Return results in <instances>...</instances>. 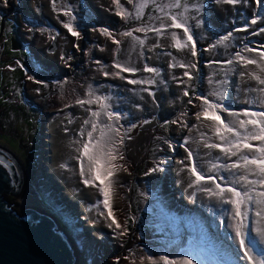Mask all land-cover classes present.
<instances>
[{"label": "rangeland", "instance_id": "obj_1", "mask_svg": "<svg viewBox=\"0 0 264 264\" xmlns=\"http://www.w3.org/2000/svg\"><path fill=\"white\" fill-rule=\"evenodd\" d=\"M218 3L224 5L227 4L225 0H217ZM73 6V2L71 3ZM129 3L127 0H120V5L114 0H111V8L107 7V16L99 21L95 12L91 9L90 13L86 16L80 13L81 17L78 23H73L72 26L75 31L79 32V43L75 46H71V41L59 31V41H62L61 54H60V65L59 73L53 70L54 63L52 60L45 55L40 58L47 62V67L49 70H53V78L59 76V90H56L53 95L48 99L50 103L49 107H45L42 110L36 109L29 103H25V112L20 114L14 108L15 105H20V101L14 97V99L8 104L9 107V119L12 116L19 117L25 128L20 130V127L16 122H13L9 127L10 131L16 132V145L17 154H21L30 168L34 172L37 168V151L38 157L42 160V151H44V139L47 133L42 132L40 134L41 142L37 147V138L40 133V125L43 119L50 114L51 119L49 121L58 120L60 117L71 111V107L77 103L78 100L86 99L88 97L87 93L89 88L92 90V99L95 100L99 97L103 91V102L101 104L107 103L108 108H101V105L93 110L99 111L101 115L99 118H93L91 113L89 115L85 114L82 109H78L69 123L65 128L67 132L63 129V135L66 136L68 133L73 132H85L86 126H88L89 131H91V124H85V120H96L98 124L102 127L104 124H112L120 129L119 135L109 133L110 136L116 138L115 147L118 150L119 156L122 159H117L112 163L120 165L115 174L112 177L105 178L104 170H101V179L94 182L95 186L99 189L101 197L97 199L94 203H85L77 206L78 211L80 209H86L85 218L95 213V210H99V213H104L101 215L102 222L106 224L105 228L98 231V236L95 239L98 241L84 240V246L93 250V248L98 249L106 253V258L111 260L113 254H115L113 247L120 246L123 242V236L120 235V231H127V217L131 212L129 209L131 207V199L125 194L131 190L135 185L139 188L141 192L146 195V202L149 212L152 211V201L154 200L153 194L158 192L164 197L163 192L165 190V181L167 180V172L170 171L169 168L174 164V159L177 158L181 146L184 145L181 142V137L185 136L187 131L194 134L195 138H199L202 142L207 144H221L224 145V141H221L217 136L214 128V122L211 120L204 119L201 117L197 118V113L201 112L203 100L199 97L207 96L211 101L215 103H221L224 105L228 111L217 110L220 117L234 127L237 130L243 132V129H239L237 123V117L229 115V112L239 113V119H248L243 115L244 110L249 112H254L252 105L250 104V96L254 91H260L264 88V85L257 88L259 85L258 81L254 78L255 76H261L264 72V59L258 60L256 54H259L262 58L264 54V0H260L258 4L256 0H238L237 3L233 4L237 7L234 9L230 19L220 20V15L218 11L215 13L212 10V0H207L205 6H201V12L194 18L192 25H189V31L195 41V51L196 55L190 54V58L183 61L184 65H194L193 67H186V72L190 73L189 76H184L183 81V102L172 117L165 119H160L156 122L149 132L143 133V129L146 125L152 124L155 121V116L146 117L144 116V111L147 106L151 105L149 98L147 97V89H145L144 84H148L150 87H159V74L154 72L155 76L151 79L144 76L137 65V59L140 58L142 54V49L146 47L149 43L150 38L153 36L155 31L149 30L144 31H134L138 28H160L163 35L157 34L160 38L164 35H171L176 33L181 41L187 40V34L183 30L178 29H167L169 16L164 17L161 20L156 21L153 17L146 14L140 19H136V9L133 7H127ZM229 4V3H228ZM85 8V7H84ZM127 11L131 13L130 17H125L119 13L121 11ZM118 17H116V16ZM255 19L256 23L253 24L251 21ZM202 21V22H201ZM64 24H68L62 21ZM125 25L126 29L123 31V27L119 31V27ZM104 30H107L110 35H106ZM125 32H133L132 36L122 35ZM82 33L86 34L85 39L82 38ZM231 34V35H229ZM49 39L52 37L51 31L48 33ZM143 40L144 43L140 44L136 38ZM227 37V39H225ZM120 41L119 44L115 41ZM192 42H189L191 44ZM68 49V47H70ZM189 49V48H184ZM248 49H252L249 51ZM112 50V56L108 59L107 53ZM236 53H240L241 56L246 59H251L257 61L255 64H245L240 61ZM226 61H232L231 63H226ZM116 63L129 68L136 69L134 72H123L115 67ZM178 64L177 61H173V65ZM15 70L19 67L16 64L14 66ZM156 69V68H155ZM107 72L108 76L120 77L124 81L128 82L125 85L121 83L109 84L108 80L101 78V76ZM116 73H119L117 75ZM223 74V75H222ZM248 80L249 86L245 88L243 85L244 79ZM264 79V77L262 78ZM130 80L142 81V83L132 84L129 83ZM22 85V90L27 97V101L30 102L31 97L29 95L28 86L32 90V97L36 98V102L41 98H45V91L41 89H36V83L30 77L25 79ZM197 82V84H196ZM257 82V85L254 83ZM168 82H164L167 85ZM196 84V86H195ZM19 87V85H18ZM200 92L196 93L197 88ZM185 91L188 95H185ZM150 92L155 93L154 90L150 89ZM193 92V94H191ZM217 94L222 95V99L219 98ZM22 95H19L21 97ZM30 99V100H29ZM247 100L248 108H243V105ZM191 101V103H189ZM6 107H0V116L3 111H7ZM47 108L50 111L47 112ZM106 111H112L119 114V119L109 120L106 116ZM137 113V117H134L133 113ZM103 115L107 118L106 123H102L100 118ZM196 117V120L193 118ZM90 118V119H89ZM81 127H84L82 130ZM251 128V125H249ZM77 130V131H76ZM4 131V130H3ZM22 134V135H21ZM8 135V134H7ZM228 139H231V135L225 133ZM12 137V135H10ZM94 136L98 137L99 132L94 133ZM123 137V143H119V138ZM9 139V138H8ZM82 137L76 136L75 143L71 144V151L68 155H64L62 162L59 165V171L63 175H67L69 181H65V184H75L77 182L78 176L81 172V160L83 159V166L85 172L88 169V161L86 157H82V147L81 143ZM87 142V141H86ZM250 143L253 140L249 141ZM5 146H10L8 143L0 142ZM46 143V142H45ZM259 146V145H258ZM11 147V146H10ZM15 148V146H13ZM214 158L206 162H199V151L190 159V162L197 168V171L205 175L206 179L201 181L200 184H195V176L192 180L193 185H201L209 182L208 187H199L196 191L197 198L196 204L201 206L202 210L215 219H221V225H218L222 231V234L226 233V228H230L239 222V218H234L235 205L226 203L223 205L220 196L210 194L203 189H212V192H218L216 188V183H220L222 187H236L240 191H249L253 199H260L259 193L264 192V187L259 184H248L247 182L240 180V183H236L238 179L243 176L248 177V181H257L261 177L255 173V166L249 165L246 168H226L225 165H232L235 162L240 161V155L225 157V153L221 152L218 148L210 149ZM200 154L202 152L200 151ZM248 155L250 158L253 153L248 150H243L241 155ZM256 156L259 154L256 153ZM204 159V158H203ZM44 162V160H42ZM47 160L46 162H48ZM215 165V167H213ZM80 166V169H79ZM44 168V167H43ZM158 168L157 171H152V169ZM38 171L39 167H38ZM162 172L158 179V183L155 187L146 188L144 183L140 179L149 173ZM191 174V172H190ZM223 176L225 179L220 180ZM207 177H215L216 181L213 182ZM91 180V179H90ZM37 181L40 182V176L37 173ZM63 183V182H61ZM63 183V184H64ZM176 183V182H175ZM111 184L109 190V203L111 204L113 216L122 225V228L117 229L115 225L109 227L111 223V218L107 216L108 210L104 207L103 193L100 191L101 187ZM90 186V185H87ZM172 186H174L172 184ZM57 190L61 188L57 187ZM177 191V190H176ZM179 192V191H178ZM158 193V195H159ZM227 193H225L226 195ZM205 195L204 205L201 202V197ZM179 197V206H176L173 200L166 199L169 205L173 206V209L180 211L183 209L182 197ZM52 197L60 210L58 202L59 195L52 192ZM161 197V198H162ZM191 197V196H190ZM225 201V197L222 198ZM15 202V201H12ZM45 207V206H44ZM16 208L19 206L16 202ZM259 210L256 204H250L247 208H241V211H246V216L243 220L245 230L248 232L249 236L257 241L258 238L255 237L253 232V226L255 228H260L259 222L264 223V217H258L255 212ZM82 215H78L80 217ZM84 221V220H83ZM143 218L139 219V226L146 227V222H143ZM70 222L74 225L72 218L70 217ZM191 223L183 225L184 227L190 226ZM138 227V226H137ZM77 228H74L73 234L77 235ZM143 229L141 231H136L131 237L132 242H130V250L125 251V262L124 260L117 261V258L112 260L113 264H150L149 261H144L142 263L136 262L135 258L139 252H142L141 258L146 259L147 256H153V258H158L162 255H168L170 258H178L179 254L187 249L189 246L197 247L202 255V260L197 261L193 259V264H218L217 258L227 260L226 253L221 250H216L214 248H207L200 243L197 236V244L191 242L185 243L184 240L178 244L179 248L173 251L160 250L156 245L158 238L165 235V238H171L168 236V230L162 225L158 224V231L154 234H144ZM230 231L229 234H232ZM228 233V232H227ZM125 237H127L124 234ZM193 237V236H192ZM237 244V243H235ZM144 247V249H143ZM261 247V246H258ZM256 250V249H255ZM257 251V250H256ZM122 252V249H120ZM99 254V253H98ZM100 255V254H99ZM140 255V253H139ZM108 261V264H112Z\"/></svg>", "mask_w": 264, "mask_h": 264}, {"label": "clouds", "instance_id": "obj_2", "mask_svg": "<svg viewBox=\"0 0 264 264\" xmlns=\"http://www.w3.org/2000/svg\"><path fill=\"white\" fill-rule=\"evenodd\" d=\"M96 1H97V5L100 6L101 10H105L104 14L107 13L106 12L107 7L111 8V0H96ZM72 2H73V6L71 4ZM139 2H140V0H133V3H129L130 5H128V7H133L134 9H136V4ZM206 2H207V0H205L204 3H200L198 5L197 4L187 5V7L184 11V15H183V17H184L183 23L186 26L192 25L194 18L201 12V9H200L201 6H205ZM61 3H62V5L59 7V5L55 6L52 3V0H7V3H4L3 0H0V18L2 19L1 24L3 26L1 31H0V39H1L3 31H4V25H5L4 20H9L11 23H13L14 31L11 32L12 38H13V33L16 31L17 35L20 39L19 44L15 45L13 47L12 46V38H11L10 43H11V51L12 52L21 51L23 49L24 44L31 43L32 48H33V54H36L38 57L45 55L49 58L48 60H52L53 63L59 61V69H61L62 66L60 65V54H61L62 41L61 40L59 41V35H58L59 31L71 41V46L75 45L74 39L76 38V36H73L68 31V29L66 27H64L65 24L63 22H61V23L59 22L60 18L62 17V21H65V22L70 23V24L78 23L79 19L81 17L80 13L83 12V14L86 16L87 14L90 13L91 9L95 12L96 16L99 18V21L106 17V16H104V14H101V11H99L96 7H92L89 3V0H70V1L62 0ZM67 3L69 4V6L67 8H63V6ZM120 6H122V5H120ZM211 7H212L213 12L215 13L216 10H215L213 4ZM59 9H61V10L59 11ZM96 10H98V11H96ZM66 11L68 12L67 15L65 14ZM2 13H3V15H2ZM145 15L146 14L144 13V15L142 14L141 17H144ZM148 15L153 17L150 14H148ZM166 16H169V17L170 16H177V18L179 19V15L177 14V12H175L173 15L168 14V15H165V16L158 18V19H155L154 17L153 18L156 21H158V20L163 19ZM116 17H118V16H116ZM220 20H225V22H226V19H224V18L220 17L217 21H220ZM167 21H170L172 23L170 18H168ZM122 27H123V31L126 29L125 25H121L119 27V31L121 30ZM180 30H182V29H180ZM49 31H51V33H52V37L50 39L48 36ZM71 46L68 47V49H70ZM52 47H55L54 52L49 51ZM111 56H112V50L109 51L107 58L109 59ZM55 57H56V59L53 60ZM43 65L44 66L47 65V62L45 60H44ZM47 67H49V66H47ZM1 68H2V66H0V69ZM44 69L50 73V76L48 79H42L40 77V69L38 67L34 68L29 63L24 65L23 68H21L20 73L23 74V77H20L21 75L19 76L20 79H26L27 77H31V79L34 80L33 76H38L41 78V83H39V84L36 83V80H34L36 83V89H41V90H44L46 92L45 98L47 100V103L40 110H42L45 107L50 106L51 102H49L48 99L50 98L51 95L54 94V92L56 90H59V85H58L59 76H56L55 78H53V74H54L53 70H55L54 66H53L52 71L48 70L46 68H44ZM260 77L261 78L264 77V72ZM14 84H16L17 86H16V88H14L12 90L11 98L9 100H5L4 98H2L1 101H2V103H5V104L0 105V107L1 106L6 107L8 104H10V102L14 99V97L20 101V106L24 110H25V103H29L33 106H36V103L38 101L36 102V98L32 97V90H34V89H32L28 86L29 95L31 97V100L29 99L30 100V102H29V101H27V97L25 96V93L22 90V85L24 83L16 82ZM196 84H197V82H196ZM196 84H195V86H196ZM18 85H19V87H18ZM262 86L263 85L259 84L257 86V88H260ZM5 92L6 93L4 94V96L8 97V94H7L8 89H5ZM198 92H200V89L197 88L196 93H198ZM191 94H193V92ZM19 95H22V96L19 97ZM245 103L246 104H242L243 108H248L247 100H245ZM250 104L252 105L254 112L264 111V91H254V93H252V95L250 96ZM8 110H9V107L7 106V111H3V112H6L4 114L6 115L7 118L10 117L9 112L11 111V109L9 110V112H8ZM48 111H50L49 108H47V112ZM3 112H2V114H3ZM58 120H56V121H58ZM13 122H16L18 124V126L20 127V123L22 122V120L17 116H12V119L8 118V125L9 126ZM21 129L22 128L20 127V130ZM10 130H11L10 127H9V129L5 128V127L0 128V134H2V133L6 134V135L8 134V136L12 135V138L15 140L16 139L15 137L17 134L15 131H13V130L10 131ZM40 134H42L41 130H40V133L38 134V138H37L38 139L37 140V143H38L37 147H38L39 143L41 142ZM10 138H11V136H10ZM46 138H49V137H47V135H46ZM45 139H44V144H46ZM0 142H3V143L6 142L11 146V147L10 146L7 147V146L0 143V148H4V149L9 150L18 158V161L20 162V164L23 167V170L25 172V175L27 176V177H25V179L27 180V182L30 181L33 184V187L28 185L27 191L19 199L15 198L13 196H10L8 198V200L10 201L9 204L11 205V207L13 209H15V211H17L20 215H22L23 208H27L28 206L21 207L19 205V202L25 196H33L35 199L40 200L42 202L43 207L45 206L44 208H41L39 206L41 209H43V210L47 209L48 212H50V213H52L58 217L60 223L62 224L63 227H65L66 232L71 237V240H73V242L76 246V250L79 254H83L82 253L83 250L80 249V246L82 247V245H83V247L87 250L86 252L87 253L89 252L91 256H94L95 254L97 255V256H94V257H96L95 260L98 259L100 264H108V261L112 262V260L114 258H117L118 262L121 260H124L125 262H127L125 260V254L124 253H125V251L130 250V243H129V245H125V240L127 237H125L124 234L122 235L123 239H124L122 244L120 246L113 247L115 254H113V257H111V260L110 259L108 260L106 258V253H104L103 251L95 249V248H93V250H90L89 248L84 246V240L90 239L92 241H96V240L98 241V239H91L89 234L84 233V225L86 224L85 220L83 221L82 219H80L81 216L78 217L79 213L81 212V209L78 211V209H76L77 208L76 207L74 212H72L68 206L63 205L62 202H64V199L57 198L56 201L58 202V205L60 207V210H59V208L57 207V205H56V203L52 197V192H51L50 186H48L45 183V182H50V181H47V179L44 178V174H42L43 173L42 169L44 167V166H42V164L46 163V161L43 162L42 161L43 159L42 160L39 159L38 151H37V168L34 172V177H33V170L30 168L29 164L23 160L24 158L22 157L21 154H17L15 152V150L18 151V149H17V147L16 148L13 147V146H15L13 141H10L9 139H3L0 136ZM44 144H43V146H44ZM252 144L254 146H258V145H260V141L253 140ZM251 153H253V155L256 154L254 152H251ZM38 167H39L40 171H38ZM37 173L40 176V182L37 181ZM169 173H170V171L167 172V175ZM172 184H173V181H170V180L165 181V190L163 192L164 197H162V195L159 193V191L155 192L153 194V197H154V199L157 197L158 206L159 205L162 206L164 209H166L170 213V216H169L170 219H176L179 222H182L181 228H183V230H182L183 236L180 238L178 244L181 242V240H184L185 243H188L190 239H194L196 241V238L194 236H197V238L200 240V243L203 246H205L207 248H214L216 250H221L222 252L226 253L227 258H228L227 260H225L226 264H231L236 259H238L240 261L239 264H250L249 261H247L246 259L243 258V251L236 248V247H238L237 244H235L237 242V240L233 239V237H234L233 234H229V232L232 229H226V233L222 234V231L217 224V221L220 218L219 219L213 218L212 216L207 214L205 211H203L201 206H200V208L203 212L201 210L191 209L190 206L189 207L186 206L185 208L183 207L182 210L177 211V210L173 209L172 205L171 206L169 205V203L167 201L168 199H170L171 201L173 200V202L176 205V202L174 201V199H172V197L177 196V194H178V191H176L177 188L172 186ZM198 189H199V187L196 189V191ZM34 190H36L40 194L41 199H39L34 194ZM58 191L59 190H57V188H56L54 193L58 194ZM158 193H159V195H158ZM228 195H230V194L227 193L225 195V199L228 197ZM196 197H197V194H196ZM205 197H206L205 195L202 196L201 202L203 205H204V198ZM12 201H15V202H12ZM16 202L19 206V209L16 208ZM222 204L226 205V203L223 201V199H222ZM176 206H178V205H176ZM83 210H85V212H86V209H83ZM156 211H157V209L155 210V206L153 207V205H152V211L149 212V209H148L149 217L153 216ZM203 213H205L206 215H209V217L203 216ZM70 217L72 218L74 225L71 224ZM78 219L81 220V226L78 225V222H77ZM143 221H145V220H143ZM162 221L158 217H157V221H154L153 225L154 226L157 225V231H158V224L160 223L163 225ZM191 222H192V224H190V226H188V227L183 226V225H186L187 223H191ZM136 225H138V224H136ZM231 227H234V226H231ZM74 228L78 229L77 235L73 234ZM255 229L260 230V228H255ZM141 230L142 229L138 228L137 231L139 232ZM152 231H154V233H156L155 229H153ZM121 232H123V231H120V233H119L120 235H121ZM133 232H136V231H133ZM142 232L144 234H146L144 232V230ZM253 232H254V226H253ZM254 235H255V232H254ZM73 237H75L76 240L79 241L82 245H79L74 240ZM255 237L257 238L256 235H255ZM258 240H259V238H258ZM259 242H260V240H259ZM178 244L176 247H171L169 249H166V248H163L164 247L163 245H167V244L163 243L162 241L159 242V239L156 241V245L158 246V248L160 250H164V251L176 250L179 248ZM258 246L264 247L263 245H260V243ZM231 247H235L233 254H230V252H229V249ZM120 249H122V252H120ZM143 249H144V247H143ZM143 251L144 250L139 252L140 255L138 253V255L136 256V258H135L136 262L142 263L144 261H148L147 259L141 258ZM216 259H217V257H216ZM80 261H81V259L79 257L77 264H80ZM112 264H113V262H112ZM218 264H219V262H218Z\"/></svg>", "mask_w": 264, "mask_h": 264}, {"label": "bare ground", "instance_id": "obj_3", "mask_svg": "<svg viewBox=\"0 0 264 264\" xmlns=\"http://www.w3.org/2000/svg\"><path fill=\"white\" fill-rule=\"evenodd\" d=\"M212 2L215 10L218 11L220 17L224 19H230V16L232 15L234 9L237 7L236 5L228 3L222 5L218 3L217 0H212ZM89 3L92 7H96L99 11H101V14L105 13V10H101L100 6L97 5L96 0H89ZM59 22H62V17L60 18ZM170 24L171 22L168 21L166 30L169 28L175 30L176 28L169 27ZM152 35L153 36L150 38L149 43L146 45V47L142 49V54L140 58L137 59V65L140 69V72L149 79L153 78L155 74L154 72L145 71V67L156 68L161 70L158 77L160 84L159 87H150L148 84H144L145 89H147V97L151 102V105L146 107L144 111V116H155V121L152 124L146 125L143 129V133L149 132L152 126L160 119H165L174 116L180 108L183 102V81L185 76L184 73L187 69L186 67H180L179 64H183V61H185L187 58H190L191 54L189 49H177L174 46L175 41L172 39L171 35H164L162 38H160L156 33H153ZM256 58L258 60H263L259 54H256ZM55 59L56 57L53 60ZM177 60L178 64L173 67V61L175 62ZM101 78L108 80L109 84L121 83L122 85H125L128 83L120 77H112L111 75L108 76L103 74ZM165 81L168 82L167 85H164ZM243 85L245 86V88L249 86V82L248 80H246V78L244 79ZM254 85H257V82L254 83ZM150 89L154 90L155 93L152 94L150 92ZM104 92L105 91L99 93V97H101V100L98 103L85 104L83 106L76 103L71 107V111L65 114L64 116L60 117L58 121H49L51 119V115L48 114L43 119L40 125V130L42 132L47 133V137H49L45 139L46 144H44V151H42L41 155L44 161L49 160L48 162L42 164V166H44V168L42 169V174H44V178H46L47 181H50L45 183L50 186L51 192H55L57 187L61 188V190L58 191L59 198L64 199V202H62L63 205L68 206L72 212H74L75 208L79 204H81V202L82 204L96 202L97 199L101 197V194L96 186H87L83 183L85 179H91L93 175L92 173L85 172L84 175H81L80 172L77 182L75 184H65L64 182L69 181V178L67 177V175H63L59 171V165L62 162L64 155H68L71 151V144L75 143V137L81 136V143L87 141V133L89 132L88 126H86L85 128V132L68 133L66 136L63 135L62 139L61 136L64 132L63 129L67 132V128H65V126L67 125L66 123H69L71 121L72 116L78 109H82L85 114L89 115L93 110L97 109L101 105L104 98ZM89 98L90 97L88 96L85 100ZM46 103V98L40 99L36 103V109L40 110L43 106L46 105ZM12 108H14L20 114H24L25 112V110L20 105H15ZM133 115L134 117H137L136 112H134ZM193 120H196V117H194ZM100 121L102 123H106L107 118L103 115V117L100 118ZM83 128L84 127H81L80 129L82 130ZM112 141L115 144L117 139L113 138ZM181 142L184 145L181 146L177 158L174 159V164L171 168H169L170 173L167 175V180L169 179L170 181H173L174 187L177 188V191H179L178 194L182 197V204L184 208L186 206H190L191 209L201 210L200 206L196 204V194L198 193L196 192V189L198 187H208L210 184L209 182H206L201 185L192 184L194 175H192V173L190 174V168L192 166L190 159L194 157V155L198 151L199 157H202L200 158L199 162H206L210 159H213L214 154L210 150L211 148L206 146L207 143L202 142L201 140H199V138H195L194 134L190 131H187L185 133V136L181 137ZM111 147L112 145L110 144L109 148ZM200 151L202 152V154H200ZM189 152H191L192 154L190 158L188 156ZM225 157L229 158V155H225ZM182 161L183 163H181ZM161 174L162 172L149 173L146 176L142 177L140 181L144 183V186L146 188L155 187L158 183V179ZM61 182H63L64 184ZM172 199H174L176 205L179 206V197L173 196ZM218 200L222 203V198H218ZM35 203L38 204V206H40L41 208H44L42 202L40 200L35 199L33 196H25L23 199H21L19 205L21 207H30L33 206ZM85 214V210L81 209L79 215L82 216L80 217V219L85 220L86 223L84 225V233L89 234L91 239H95L98 235L99 230L107 229L105 228L106 224L102 222L99 210H95V213L91 214L87 218L84 217ZM203 216L209 217V215H206L205 213H203ZM77 222L78 225L81 226V220L78 219ZM217 224L221 225V219L217 221ZM259 225L260 230H257L254 227V232L257 238H259L260 240V245L264 246V237H262L260 234L261 232H264V223L259 222ZM226 229H232V234L235 237L234 227ZM146 234H154V231L147 232ZM73 238L79 245H82L79 241L76 240L75 237ZM236 243L238 246L236 248L241 250L238 245V240ZM82 247L80 246V249L83 250L82 253L84 255L80 254V264H100L98 259L95 260L96 257L94 256H97L96 254L94 256H91L90 253H87V250L84 247L83 249ZM234 250L235 247H231L229 249L230 254H233ZM255 253L256 251L253 249V254ZM217 259L219 264H226L225 260L220 258ZM239 263L240 261L236 259L231 264Z\"/></svg>", "mask_w": 264, "mask_h": 264}, {"label": "snow or ice", "instance_id": "obj_4", "mask_svg": "<svg viewBox=\"0 0 264 264\" xmlns=\"http://www.w3.org/2000/svg\"><path fill=\"white\" fill-rule=\"evenodd\" d=\"M4 3H7V0H3ZM114 2L117 4V6H120V0H114ZM128 3H133V0H127ZM226 3L229 4H235L238 2V0H225ZM256 2L259 4L260 0H256ZM53 3H55V0H53ZM173 7H180V4L178 0H174V3L172 4ZM146 7V0H140L139 3L136 4V19H140L143 14V8ZM162 10V9H161ZM65 14L67 15L68 12L66 11ZM125 17H130L131 13L122 10L121 13H119ZM172 21V23L169 25V27H174L177 29H182L185 34H187V40L181 41L179 36L176 33H172V39L175 41L174 46L177 49L183 50L184 48H189L191 55L195 56L197 53L195 51L196 45L195 41L193 40V37L189 31V28L181 22L177 16H170L169 17ZM202 22V21H201ZM251 23L255 24L256 20L253 19ZM64 27L68 29V31L76 37H79L80 33L75 31L72 24L68 23L65 24ZM149 30L155 31L159 35H163L160 28H138L134 31H144L147 32ZM261 31H264V29H261ZM106 35H110V33L107 32V30H104ZM122 35L125 36H132L133 32H125ZM231 35V34H229ZM137 41L140 44H143L144 41L140 40L138 37L136 38ZM227 39V37H225ZM189 42H192L189 44ZM115 43L119 44L120 41H115ZM249 51H252V49H248ZM237 57L240 61H243L246 65L247 64H255L257 61L246 59L245 57L241 56L240 53H236ZM262 59H264V54H262ZM232 61H226V63H231ZM175 67L176 65H172ZM180 67H193L194 65H184L182 63L179 64ZM115 67L120 69L123 72H134L136 69L125 67L121 65L120 63H116ZM145 71L148 72H158L155 68L145 67ZM264 70V69H262ZM119 75V73H116ZM104 75H108L107 72L104 73ZM184 75L189 76L191 78L190 73L185 72ZM31 78V77H30ZM260 85H264V79H262L260 76L254 77ZM36 83H41V81H36ZM129 83L136 84V83H142V81L137 80H130ZM260 91H264V88H261ZM185 95H188V92L185 91ZM87 95L90 97L87 100L81 99L78 100L77 103L81 106L85 104H92V103H98L101 100V97H96L95 100L91 99L93 93L91 88H89ZM220 99H222V95L217 94ZM105 100L107 98H104ZM199 99L203 100L202 104V111L198 112L197 118L200 119L203 117L204 119L211 120L214 122L215 125V132L217 136L220 138L221 141H224V145L221 144H207L206 146L209 148H218L221 152L225 153V155L230 156H237L240 155V161L241 162H235L232 165H225L226 168H248L249 165L255 166V173L258 174L261 179L257 181H248V177L245 175L238 179L236 183H240V180H243L247 182L248 184H259L261 187H264V111L260 112H249L248 110H244L243 115L245 117H248V119H239V113L236 112H229V115L236 116L237 117V123L239 126V129H243V132L237 130L236 127L225 123V121L220 117L217 110H223L228 111L227 108L224 107L221 103H215L211 101L207 96L199 97ZM191 103V101H189ZM109 105L107 103L101 104V108H108ZM106 116L109 120H116L119 119V114L107 111ZM91 115L93 118H99L101 113L99 111H92ZM85 124H91V131L87 133V142L83 144L82 147V157H86L88 161V169L87 171L91 172L93 175L90 179H85L83 183L85 185L95 186L94 182L96 180L101 179V170L103 169L104 177L109 178L112 177L115 174V170H117L119 167H122L120 165H116L112 163L113 161L117 159H122V156H119L118 150L115 147V144L112 141V136L109 135V133H113L115 135H119L120 129L118 127H115L112 124H104L102 127L98 124L96 120H85ZM249 125H251V128H249ZM99 132V136H94V133ZM225 133L231 135V139H228V137L225 135ZM83 134V133H82ZM250 140H256L260 141L259 146H254L252 143H250ZM119 143H123V137L119 138ZM112 145L111 148H109V145ZM248 150L249 152L258 153L259 155H253L251 158L244 154L241 155L243 150ZM191 152L188 153L189 158L191 157ZM183 163V161L181 162ZM215 167V165H213ZM158 168L152 169V171H157ZM190 171L192 175L195 176V184H200L201 181H204L206 179L205 175L201 174L197 171V168L195 166V163L192 164ZM85 169L83 166V159L81 160V175H84ZM207 179L215 182V177H207ZM225 178L223 176L220 177V180H224ZM191 186V185H190ZM111 184L105 185L101 187L100 191L103 193L104 200L103 204L104 207L108 210L107 216L111 218V223L108 225L109 227H112L115 225L117 229L122 228V225L117 222L115 217L113 216V211L111 204L109 203V190H110ZM216 188L219 190L218 192L213 193L212 189H203L204 191L209 192L210 194L220 196L221 198L225 197V193H228V197L225 199V203H229L232 205H235V212H234V218H239V222L235 225V237L233 239L238 240L239 248L243 251V258L250 262V264H264V247H258L259 241L251 238L248 234V232L245 230V225L243 223V220L246 216V211H241L242 206L247 208L250 204H256L258 206V209L255 212V215L258 217H264V192L259 193L260 199H253V196L249 191H240L236 187H222L220 183H216ZM101 215H104V213H101ZM121 234H125L124 232H121ZM262 237H264V232L260 233ZM253 249H256V253L253 254ZM146 259L150 262V264H193V259H196L197 261L202 260V255L200 250L195 246H189L187 249H184L182 253L179 254L178 258H170L168 255H162L158 258H153V256H147Z\"/></svg>", "mask_w": 264, "mask_h": 264}, {"label": "water", "instance_id": "obj_5", "mask_svg": "<svg viewBox=\"0 0 264 264\" xmlns=\"http://www.w3.org/2000/svg\"><path fill=\"white\" fill-rule=\"evenodd\" d=\"M19 42L15 31L12 46ZM25 177L18 158L0 148V264H77L80 254L57 216L36 203L20 215L9 204L10 196L19 199L33 187Z\"/></svg>", "mask_w": 264, "mask_h": 264}, {"label": "trees", "instance_id": "obj_6", "mask_svg": "<svg viewBox=\"0 0 264 264\" xmlns=\"http://www.w3.org/2000/svg\"><path fill=\"white\" fill-rule=\"evenodd\" d=\"M151 2V3H150ZM180 7H173L172 4L174 3V0H146V7L143 8V15L150 14L155 19L161 18L165 15H173L175 12L179 15V20L181 22H184V11L187 7V5H193V4H200L204 3L205 0H178ZM162 9V10H161ZM189 27V25H187ZM20 77H23V74L20 73ZM33 79L36 81H41V78L38 76H33ZM24 83V82H23ZM0 136L3 139H8L10 141H13L15 148L17 147L15 140L10 136L6 134H0ZM125 196L129 197L131 199V207L129 209V216L127 217V231L124 232L127 236L125 240V245H129L130 242H132V236L135 234L133 231H137L138 228L143 229L145 233L152 231L155 229L157 232V225H153L154 221H157V217L161 219L163 222V226L168 230V236H172L171 238H165V233L161 235L158 239L159 242L162 241L163 243L167 245H163V248L169 249L171 247H176L180 238L183 236L182 230V222H179L176 219H170V213L164 209L162 206H158V199L157 197L152 202L153 207L155 206V214L153 216L149 217L148 208L145 206L147 205L146 202V195L139 190V188L135 185L134 187L129 190ZM168 213V214H167ZM143 218V222H146V227L139 226V219ZM142 222V223H143ZM166 222V223H165ZM138 224V225H136ZM138 226V228H137ZM187 229V228H186ZM185 229V230H186ZM189 242L193 243L194 245L197 244V242L194 239H190Z\"/></svg>", "mask_w": 264, "mask_h": 264}, {"label": "flooded vegetation", "instance_id": "obj_7", "mask_svg": "<svg viewBox=\"0 0 264 264\" xmlns=\"http://www.w3.org/2000/svg\"><path fill=\"white\" fill-rule=\"evenodd\" d=\"M70 1V0H67ZM62 0H55V3H52L55 6L59 7L62 5ZM130 5V4H128ZM127 5V7H128ZM69 4H65L63 8H67ZM61 9H59L60 11ZM3 15V13H2ZM107 17V16H106ZM2 19L0 18V31L2 29V24H1ZM9 20H4L5 25H4V31L2 34V37L0 39V66L2 68L0 69V105H3L5 103H2L1 99L4 98L5 100H9L12 95V90L16 88V82L19 83H25V79H20V71L21 68L24 67L26 64H31L34 68H39L40 69V77L42 79H48L50 76V73L45 70L44 68L48 69L46 66H44V60L40 57H38L36 54H33V48L31 43H26L23 45V49L18 52H12L11 51V43L10 40L12 38L11 32L14 31L13 29V23H11ZM86 34L82 33V38L85 39ZM80 39L76 37L74 39L75 45L78 44ZM74 45V46H75ZM41 65H40V64ZM18 65L19 69L15 70L14 66ZM54 69L59 73V61L54 63ZM49 70V69H48ZM5 89H8V97L4 96ZM8 103V102H7ZM6 112H3V114L0 116V128H8V118L4 114ZM21 128H25V125L23 124V121L20 123Z\"/></svg>", "mask_w": 264, "mask_h": 264}]
</instances>
